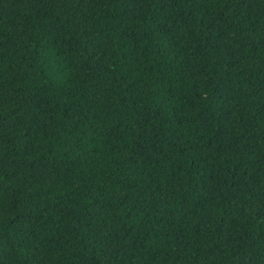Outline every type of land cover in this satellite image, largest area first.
Listing matches in <instances>:
<instances>
[{
  "label": "trees",
  "instance_id": "16d2710c",
  "mask_svg": "<svg viewBox=\"0 0 264 264\" xmlns=\"http://www.w3.org/2000/svg\"><path fill=\"white\" fill-rule=\"evenodd\" d=\"M0 264H264V0H0Z\"/></svg>",
  "mask_w": 264,
  "mask_h": 264
}]
</instances>
